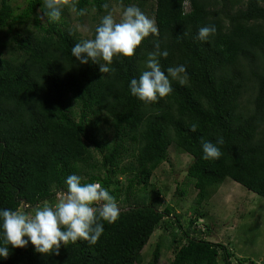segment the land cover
I'll list each match as a JSON object with an SVG mask.
<instances>
[{
	"label": "trees",
	"instance_id": "trees-1",
	"mask_svg": "<svg viewBox=\"0 0 264 264\" xmlns=\"http://www.w3.org/2000/svg\"><path fill=\"white\" fill-rule=\"evenodd\" d=\"M110 1L68 0L60 19L49 22L43 0H0V208L28 215L40 203L53 206L72 174L99 183L121 206L94 245L69 242L58 254L38 253L30 243L9 246L0 264H143L142 251L160 228L170 242L159 239L145 264H159L170 247L169 264H231L226 246L206 240L212 231L201 212L182 226L172 207L158 210L162 190L150 179L170 164L174 146L192 158L181 186L194 187L197 205L226 179L264 199V0H112L147 11L158 32L132 57L114 58V71L104 74L97 64H80L71 48L94 38ZM88 8L96 13L82 36L67 12L80 19ZM206 25L216 33L201 42L197 30ZM158 50L168 52L158 57L161 70L184 65L187 80L170 78L172 92L144 104L129 83ZM218 137L220 158L202 159V142Z\"/></svg>",
	"mask_w": 264,
	"mask_h": 264
},
{
	"label": "clouds",
	"instance_id": "clouds-1",
	"mask_svg": "<svg viewBox=\"0 0 264 264\" xmlns=\"http://www.w3.org/2000/svg\"><path fill=\"white\" fill-rule=\"evenodd\" d=\"M67 2L43 0V16L49 22L58 21ZM70 7L75 9L76 6ZM157 32L155 21L130 5L123 9L119 22L111 13L103 16L94 38L75 43L71 56L82 65L97 64L100 73L110 74L114 71L111 68L114 58L132 57L141 42ZM215 33V25H206L198 28L195 38L207 42ZM156 47L159 49V45ZM161 56L167 57V50L149 53L144 70L129 83L130 94L144 104L168 96L172 92L171 80L181 85L186 83L185 66L177 65L162 71L158 59ZM192 130L195 131V126ZM223 142L222 137L215 143L203 141L202 159H219L222 153L217 145ZM64 182L66 198L54 206L39 208L31 217L20 211L0 208V258L8 257L9 246L23 248L29 243L41 254H58L61 245L69 242L87 241L94 245L104 232V222L112 224L119 218L121 210L115 198L99 183H82L76 174L67 176Z\"/></svg>",
	"mask_w": 264,
	"mask_h": 264
},
{
	"label": "rangeland",
	"instance_id": "rangeland-1",
	"mask_svg": "<svg viewBox=\"0 0 264 264\" xmlns=\"http://www.w3.org/2000/svg\"><path fill=\"white\" fill-rule=\"evenodd\" d=\"M24 3L25 0H10L11 6H22ZM110 6L109 13L112 14L115 21L119 22L125 7L112 0ZM142 12L152 19L147 11ZM95 13L94 8H88L80 20L73 10H69L66 18L71 27L75 28L82 36H87L91 29V18ZM191 160L192 158L188 154L180 153L174 146H171L168 149L170 164L162 163L153 171L150 183L162 190L160 199L162 201L158 205V210H163L165 205L172 207L182 226H187L190 219H199L195 215V211L201 212L207 217L212 231L206 240L226 246L232 254L229 258L231 264H235L233 262L238 258L250 259L254 264H264V199L226 179L211 197L197 205L195 202L197 191L194 187L191 184L186 186L187 189L181 186L183 185L181 182L186 181L185 170ZM178 187L184 192L181 197L175 194ZM148 189L151 192V187ZM150 196L152 197V193ZM65 198L66 193L55 194L52 205L54 206ZM47 204L50 205V202ZM42 206L44 204L40 203L37 207L28 208V216H33L36 209L38 210ZM118 207L121 208L120 204ZM159 239L168 244L170 242L169 231L160 228L153 233L142 251V254H145L143 264L150 259L154 245L160 241ZM172 250L173 247L162 250L159 264H169L173 257ZM222 263V260L219 259V264Z\"/></svg>",
	"mask_w": 264,
	"mask_h": 264
},
{
	"label": "water",
	"instance_id": "water-1",
	"mask_svg": "<svg viewBox=\"0 0 264 264\" xmlns=\"http://www.w3.org/2000/svg\"><path fill=\"white\" fill-rule=\"evenodd\" d=\"M23 203H24V201H23Z\"/></svg>",
	"mask_w": 264,
	"mask_h": 264
}]
</instances>
